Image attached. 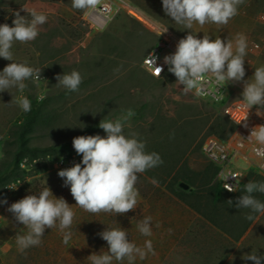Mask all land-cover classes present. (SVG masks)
<instances>
[{
    "label": "rangeland",
    "instance_id": "374dc122",
    "mask_svg": "<svg viewBox=\"0 0 264 264\" xmlns=\"http://www.w3.org/2000/svg\"><path fill=\"white\" fill-rule=\"evenodd\" d=\"M101 3L109 4L112 11L108 19L93 24L92 14L74 9L72 0H0V24L14 26L16 11L27 15L22 7L47 16L35 40L15 42L11 51L15 62L41 69L40 79L25 81L27 88L23 95L45 101V111L55 117L49 127L36 130L29 140L30 147L48 151L46 171L30 173L8 187L0 186V190L7 189L1 200L7 203H0L3 263L90 264L87 258L91 254L108 249L107 242L98 234L107 228L121 227L139 247H144L147 240L152 242L155 255L149 253L144 260L137 258L136 264H254L242 257L252 252L264 256V214H255L258 218L250 221L245 218L249 209H221L218 215L221 228L196 217L167 191L166 186L172 182L168 173L179 159L178 169L182 166L181 170L197 174L205 169V159L197 144L210 136L220 114L218 107L197 97L194 90L185 92L168 66L162 78H156L146 71L143 60L163 43L162 31L167 29L179 42L190 30L165 14L162 0H101ZM238 12L225 26L194 24L191 31L200 39L209 34L212 40L217 37L232 40L234 48L237 35L245 36L244 80H249L255 68L264 66V0H245ZM175 50L165 49L164 56ZM9 63L0 57V71ZM73 70L83 77L79 91L56 86L57 75ZM225 87L229 99L243 101V81L230 82ZM9 91L0 92V169L16 149L11 145L12 130L27 113L11 103L21 93L15 88ZM258 107L252 106L256 110ZM128 109H139L140 115L125 122L124 134L137 133L146 143V151L158 153L163 163L138 174L135 187L140 199L133 211L117 215L89 213L75 205L70 186H65L64 178L58 175L60 170L72 167L62 164V160L70 153L76 154L72 144L75 137L106 136L98 127L100 121H114ZM27 164L26 159L21 167L26 168ZM47 186L75 212L71 238L65 244L58 228L46 229L40 246L21 253L15 237L27 230L8 208L27 195H38ZM207 191L206 188L201 191L205 199L210 197ZM254 195L262 202L264 194ZM148 216L152 217V235L145 237L136 225Z\"/></svg>",
    "mask_w": 264,
    "mask_h": 264
},
{
    "label": "clouds",
    "instance_id": "9594fccd",
    "mask_svg": "<svg viewBox=\"0 0 264 264\" xmlns=\"http://www.w3.org/2000/svg\"><path fill=\"white\" fill-rule=\"evenodd\" d=\"M100 3L101 0H72V7L89 15ZM244 3L245 0H162L165 14L175 23L183 25L184 29L190 30L185 38L179 40L175 52L164 57V64L175 75L177 83L184 86L185 92L195 89L197 95L204 91L200 85L207 77L214 78L221 85L243 81V101L248 109L259 106L257 115H264L259 110L264 109V66L255 68L254 75L249 80H244L246 37L238 34L234 48L232 40L224 41L219 37L212 40L209 34H204L200 39L191 31L194 24L201 27L208 23L218 27L227 25L239 14V6ZM22 9L27 15L22 16L20 11H16L12 21L14 26L0 24V57L11 61L0 71V92L17 89L21 95L12 99L11 103L28 112L31 110V101L23 95L27 88L25 81L40 79L41 69L30 67L26 62H15L11 49L15 42L35 40L39 35V26L46 23L47 16L25 7ZM166 31L167 29L161 34ZM157 59L155 54H151L145 62L153 68V75L161 77L163 66H154ZM56 80V86L75 92L79 91L83 77L80 72L73 70L71 73L57 75ZM134 115V110L128 109L114 121L102 119L98 127L106 133L104 137L97 134L73 139V147L78 155H82V161L60 170L58 175L64 178L65 186H70L75 205L79 208L92 214L103 212L117 215L133 211L140 199L139 190L135 187L138 174L163 163L158 153L146 151V143L138 138L137 133L132 132L128 136L124 134L125 122ZM244 126L247 127V124ZM250 137L264 145V125L254 127ZM230 176L236 177L235 185L238 186L242 176L229 175L225 178L226 181ZM224 189L229 192L237 191L229 184ZM244 193L237 199L235 206L238 209H249L245 218L256 220L258 217L255 214H264V202L254 194H264V182L248 181L244 184ZM227 202L229 205L233 204L232 200ZM0 203L6 204L7 200ZM8 211L27 230L23 234L19 232L15 237L21 253L30 247L40 246L46 229L58 228L63 233L65 244L71 238L70 229L74 224L75 212L63 197L56 198L48 186L38 195H27L12 203ZM151 221L152 217L148 216L136 225L137 230L145 237L152 235ZM98 235L107 242L108 249L99 254H91L87 258L90 264H125V261L127 264H136L137 258L144 260L149 253L155 255L150 240L145 241L144 247H139L129 240L128 233L121 227L107 228ZM242 259L262 264L264 256L252 252Z\"/></svg>",
    "mask_w": 264,
    "mask_h": 264
},
{
    "label": "trees",
    "instance_id": "16d2710c",
    "mask_svg": "<svg viewBox=\"0 0 264 264\" xmlns=\"http://www.w3.org/2000/svg\"><path fill=\"white\" fill-rule=\"evenodd\" d=\"M29 100L31 101V110L23 116L24 118L21 122L15 124L11 133V145L15 146L16 149L12 153L11 159L0 169V186L2 187H8L12 183L23 180L30 173H43L47 168L46 157L49 155L48 151L30 147L29 140L30 135L36 130L49 127L54 122L55 117L51 112L45 111V101H38L33 98H29ZM134 112L135 116L140 115L139 109H135ZM219 114L220 117L214 121L209 135H214L220 139H228L234 133L236 125L220 111ZM202 142L200 141L197 144V148L200 150ZM70 155L72 153L68 156ZM26 159L28 164L26 168H22L21 166ZM179 163L180 159L174 163L172 170L168 173L172 178V182L166 186L167 191L198 215L208 220L212 225L221 227L218 220L219 211L236 207L237 199L245 194L244 185L233 194L226 192L218 180L219 168L215 165L205 162V169L202 173L197 174L190 170H181L182 166L178 169ZM199 176L203 179L199 180ZM248 181L264 182V178L254 172H250L245 184ZM205 188L210 195V197H206L207 199L202 196L201 192ZM6 195V188L0 190V201ZM230 198L234 199V201L232 200V205L227 202ZM262 202H264V198Z\"/></svg>",
    "mask_w": 264,
    "mask_h": 264
},
{
    "label": "built area",
    "instance_id": "2783aa9c",
    "mask_svg": "<svg viewBox=\"0 0 264 264\" xmlns=\"http://www.w3.org/2000/svg\"><path fill=\"white\" fill-rule=\"evenodd\" d=\"M112 8L107 3H101L95 10L91 12L93 24L100 23L101 20L108 19ZM163 43L159 44V48L152 50L143 60V66L153 77V68L147 64L146 58L151 54H155L158 59L156 65L163 66L161 78L165 73L167 66L164 64V50L176 48L178 41L173 36L164 32L162 34ZM160 78V77H156ZM204 90L202 94L197 95L201 99H206L218 107V110L231 122L236 125V129L228 139H220L214 135L207 136L201 146L202 157L205 162L215 165L219 168L218 180L224 189L227 184L232 185L237 191L245 184L247 176L250 172H254L264 178V145L258 144L253 137H250L251 130L258 126L264 125V115H257L254 108L248 109L246 103L242 100H231L226 93L225 85L217 84L212 77H207L200 85ZM264 112V109H259ZM246 119V120H245ZM247 124V127L244 125ZM62 164L74 166L82 161V155L72 154L62 160ZM83 166V165H82ZM229 175L242 176L240 184L235 185L236 177ZM226 192V189H224ZM237 191L229 192L235 193ZM0 264L3 263L2 249L0 247Z\"/></svg>",
    "mask_w": 264,
    "mask_h": 264
},
{
    "label": "crops",
    "instance_id": "0c3cea01",
    "mask_svg": "<svg viewBox=\"0 0 264 264\" xmlns=\"http://www.w3.org/2000/svg\"><path fill=\"white\" fill-rule=\"evenodd\" d=\"M189 208V207H188ZM190 209V208H189ZM191 210V209H190ZM192 213L196 216V217H199L200 215H198L196 212H194L193 210H192ZM201 217V216H200Z\"/></svg>",
    "mask_w": 264,
    "mask_h": 264
}]
</instances>
